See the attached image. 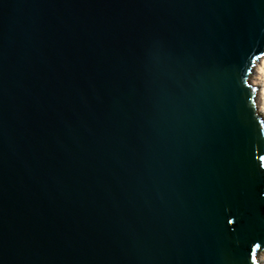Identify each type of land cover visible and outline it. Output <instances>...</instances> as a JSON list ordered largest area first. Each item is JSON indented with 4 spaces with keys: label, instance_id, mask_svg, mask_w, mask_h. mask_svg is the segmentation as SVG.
Segmentation results:
<instances>
[{
    "label": "water",
    "instance_id": "water-1",
    "mask_svg": "<svg viewBox=\"0 0 264 264\" xmlns=\"http://www.w3.org/2000/svg\"><path fill=\"white\" fill-rule=\"evenodd\" d=\"M264 0H0V264H262Z\"/></svg>",
    "mask_w": 264,
    "mask_h": 264
},
{
    "label": "bare ground",
    "instance_id": "bare-ground-1",
    "mask_svg": "<svg viewBox=\"0 0 264 264\" xmlns=\"http://www.w3.org/2000/svg\"><path fill=\"white\" fill-rule=\"evenodd\" d=\"M254 68V84L260 85L258 90V107L264 114V56L259 60V64ZM253 74V73H252ZM261 263L264 264V254L260 256Z\"/></svg>",
    "mask_w": 264,
    "mask_h": 264
},
{
    "label": "rangeland",
    "instance_id": "rangeland-1",
    "mask_svg": "<svg viewBox=\"0 0 264 264\" xmlns=\"http://www.w3.org/2000/svg\"><path fill=\"white\" fill-rule=\"evenodd\" d=\"M257 64H259V62L257 63ZM257 66V65H256ZM255 68H257V67H255ZM254 77V72H253V74H252V78Z\"/></svg>",
    "mask_w": 264,
    "mask_h": 264
},
{
    "label": "snow or ice",
    "instance_id": "snow-or-ice-1",
    "mask_svg": "<svg viewBox=\"0 0 264 264\" xmlns=\"http://www.w3.org/2000/svg\"><path fill=\"white\" fill-rule=\"evenodd\" d=\"M262 159H264V158H262Z\"/></svg>",
    "mask_w": 264,
    "mask_h": 264
}]
</instances>
